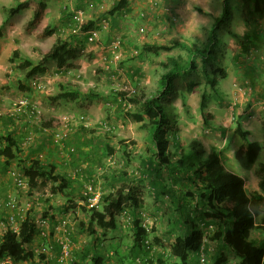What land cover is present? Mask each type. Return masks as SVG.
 Wrapping results in <instances>:
<instances>
[{"label":"rangeland","instance_id":"obj_1","mask_svg":"<svg viewBox=\"0 0 264 264\" xmlns=\"http://www.w3.org/2000/svg\"><path fill=\"white\" fill-rule=\"evenodd\" d=\"M45 1L48 4L45 18L34 32L25 33L24 25L32 17V9L10 15L9 6L15 5L18 0H0V123H4L1 116H7V111L16 99L28 97L41 111V115L40 119L26 114L19 120L16 119L20 123L15 131H18L17 134L22 137L29 133L34 135L32 144L23 148L19 157H24L41 138V130L37 131L36 127H41L42 118H53L51 127L54 130L68 131L71 135L70 142H61L59 148L51 139L39 151L42 157L54 161L61 173L70 174L75 181L77 171L83 169V173L87 174L92 182L87 185L88 191L91 187L89 197L92 200L88 201L92 203L96 197L116 189L124 181L130 185L141 200L142 208L138 211L144 216L142 223L150 228V248L146 246L147 251L142 250L140 253L133 249V215L129 209L127 213L122 212L119 215L118 229L104 234L102 229L98 228L96 234H91L87 224L81 226L82 221H89L85 210L73 208L64 212V206H68L66 195L57 193L49 202L45 200L44 196L50 191L53 181L46 188L35 189L32 195L31 192H25V189L16 186L10 171L15 169L23 173L17 163L18 159L5 171L0 169V199L4 200L8 195L16 197L19 206L25 212L32 211L35 218L45 214L49 203L55 206L54 215L49 213L47 216L51 219L53 215L56 224L55 239L49 245V254H52L50 264L57 263L54 261L57 254L54 242L58 239H63L69 244V264H93L94 245H101L104 264H158L160 254L165 251L166 255L168 252L164 243L171 244L176 236L184 231V227L178 223L179 213L170 204L169 199L163 195L156 197L150 182L138 179L144 161L155 158V154L149 149L148 130L143 127L142 122L135 121L128 115L136 112L140 104L126 103L119 106L120 99H125L119 92H125L127 95L136 93L144 98L156 94L167 63L169 65L168 56L185 62L188 53L181 48L159 50L155 53V48H145V45L155 47L168 44L175 37L205 45L214 18L222 11V1L128 0L127 6L114 14L119 21V27L115 30L110 28L113 16L109 11L118 0H94V6H89V0ZM79 9H85L87 20L100 19L102 22L103 17H107L96 40L88 41L86 34L73 30L74 27L69 25L72 13ZM231 10L230 20L218 31L222 42L215 48L214 58L206 63L196 58L197 69L176 77L173 91L164 98L170 119L176 120L179 127V146H176L173 136L170 135L169 152L174 161L180 157L183 147V150L188 151L190 144L194 142L203 145L204 155L216 150L226 169L245 177V188L252 193L260 191L259 169L264 162V149L251 167L243 166L241 156L245 150V141L235 133V116L243 115L242 124L250 131V140H264V0H231ZM46 26L54 27L55 34L43 39L37 38V31H42ZM231 31L240 35L249 34L254 40L257 39V44H251L249 51H246L239 40L231 35ZM115 35L121 38L122 43L120 48L113 51L106 40ZM59 36L67 39L73 36L82 41L79 57L66 67L59 69L51 65L45 73L37 75L38 81L41 82L40 88L29 86L30 79H26L23 72L16 67L17 64L9 60L13 50L20 49L25 55L39 59L42 54L35 47L48 49ZM217 67L225 69L224 75L219 76L218 96L212 91L203 72L206 69L212 73ZM62 80L70 82L75 89L93 91L96 96L88 95L86 98L67 101L60 96ZM190 81L197 82V86L191 88ZM203 91L209 96L208 124L204 122L199 111ZM81 114L86 116L85 123L91 125L86 131L80 129L81 124L65 127L60 121L64 115L75 117ZM100 122L106 124L100 125ZM216 126H223L224 129H216ZM13 127L12 123H4L3 127L0 124V140L5 132L9 131V128L14 129ZM92 137L97 139L89 141ZM106 144L115 148L113 154H107L106 151L102 153ZM64 146H73L75 151L70 153L68 148L63 150ZM89 151L92 153H85ZM123 171L127 172L132 180H113L114 174ZM170 173V170L163 168V181L174 185L177 192L183 191L187 182L183 180L173 184ZM196 203L197 199L192 200V209L196 207ZM261 209L257 223H260V217L264 215V203ZM63 221H66L65 225ZM6 224L4 219H0V235L6 229ZM51 224L52 222L45 221L43 228L47 230ZM68 225L71 227V236ZM262 234V230L254 229L252 237L260 240ZM207 240L208 256L212 258L219 243ZM225 251L229 264H239V258L232 249ZM18 264H45V261L38 255L33 261Z\"/></svg>","mask_w":264,"mask_h":264},{"label":"trees","instance_id":"obj_2","mask_svg":"<svg viewBox=\"0 0 264 264\" xmlns=\"http://www.w3.org/2000/svg\"><path fill=\"white\" fill-rule=\"evenodd\" d=\"M221 1L222 11L214 18L213 25L209 31L208 41L205 45L202 46L198 42L183 41L177 37L172 38L168 44L155 45V47L153 45H145V48H155V53H158L159 50L169 51L173 48H181L188 53V59L185 62H179L173 56H168L169 65L167 63L166 70L159 81L160 88L156 94L144 98L136 93L127 95L125 92H119V95L125 97L124 100L123 98L120 99L119 106H123L126 103L128 105L131 103L140 104V108L136 112L128 113V115L133 120L142 122L143 127L148 130L149 149L153 150L155 154V158H149L144 161L138 179L142 182L149 181L153 186L152 191L156 197L160 198L163 195L169 199L170 204L179 213L177 217L178 223L184 227V231L177 235L171 244L167 245L164 243V247L168 251L166 253L167 256L165 251L163 254L161 253L158 264H202L200 254L202 247L207 264H229L225 251L226 249L229 250V248L239 258V264H264V215H261V221L257 223V216H260L262 204L264 203V162L261 163L259 169L260 180L258 185L260 191L249 193L245 188V177L235 171L226 169L216 150L204 155L203 145L199 142H194L190 144L188 151L183 150V147L180 157L174 161L171 159L169 152L170 135L173 136L176 146H179V136L177 134L179 127L176 120L170 119L168 105L164 98L173 91L176 77L184 76L197 69L196 58H200L204 63L214 58L215 48L222 42L218 31L223 24L228 23L232 15L231 0ZM127 4L128 0H118L113 4L112 9L109 11V14L113 16L111 17V25L112 21L116 20L114 14L125 8ZM47 6L48 4L45 0H18L15 5L10 7L9 13L14 15L22 10L32 9V17L24 25V32L32 33L45 18ZM199 10L205 12L203 9ZM74 14L75 12L72 13L69 24L74 27L73 30L76 28L73 25L75 21L72 20ZM101 29L103 27L100 19H86L78 31L86 34V38L89 41L93 31L100 32ZM53 34H55V28L46 26L42 31H37L36 37L43 39ZM231 35L239 40L246 51H249L251 44H257V39L254 40L249 34L240 35L231 31ZM117 38L121 42V38L115 35L107 38L106 43L110 44ZM80 43L82 41L73 36L68 39L59 36L48 49L35 47L42 54L39 59H33L25 55L20 49H14L9 60L17 64L16 67L23 72L26 79L32 81L37 75L45 73L51 65H55L60 69L79 57L81 53ZM224 70L222 67H217L212 73H209L206 69L203 71L207 82L211 85L212 91L217 96L219 94L217 88L219 76L224 75ZM62 82L60 86L63 88L60 96L67 101L76 100L80 97L86 98L88 95L96 96L93 91L87 92L75 89L70 82L64 80ZM197 84L195 81H190L191 88H194ZM29 86L32 87V85ZM208 102L209 96L206 91H203L199 111L206 124H208L209 115L207 113ZM242 117L243 115L235 116V133L245 141V150L241 159L243 166L249 168L257 161L262 149H264V140H250V131L243 127ZM1 119H3L5 124L12 123L14 129H17L18 124H20L16 120L19 119L18 116L3 115ZM53 122V118L48 120L45 117L42 118L41 127H36L37 131L41 130V138L35 144V147H31L29 152L21 158L19 153L24 148L22 147V141L25 137L17 134L16 130L5 132L1 137L2 140H0V169L2 168L5 171L12 162L18 159L17 163L27 178L26 188H19L25 189V192H31V195L35 189L46 188L53 181V184L50 185V191L47 192L46 196L43 195L45 200L49 202L57 193L66 195L68 197V206H64V212L73 208L85 210L89 221L88 223L82 221L81 226L84 227L87 224L91 234H96L98 228L102 229L104 234L118 229L120 225L119 215L122 212L127 213L129 209L133 215L131 222L134 234L133 249L140 253V251L146 250V246L150 248V243L145 242L148 239L150 228L142 223L144 216L138 211L142 208L140 205L141 200L130 185L124 181L116 189L101 195L98 203L92 204L88 201L91 194L87 190V185L92 182L89 176L83 173V169L77 171V180L79 181H75L70 174L61 173L54 161L45 160L41 156L39 151L43 149L45 143L52 139V134L43 131V129H54L51 127ZM89 128L83 124L80 126L82 131H86ZM215 128L224 129L223 126H216ZM70 136L68 132L61 142L63 144L70 142ZM96 139L92 137L89 141ZM52 142L55 146H61L60 142L56 143L53 140ZM67 148L69 147L64 146L62 149L65 150ZM74 151H70V153ZM105 151L107 154H113L115 148L110 144H106L103 146L102 153ZM85 153L89 154L92 151ZM164 167L171 171L170 176L172 175L173 184L183 180L187 182L183 191L177 192L173 187L174 185H168L163 181L161 173ZM128 175L127 172L123 171L114 174L113 180L120 182L128 178L132 180ZM5 198L4 200L0 199V219H4L7 223L6 229L0 235V261L9 257L15 263L30 262L39 255L40 259L45 261V264H50L49 259L51 258L49 257H52V255L51 253L49 254V245L55 239L56 229L53 219L55 206L49 203L45 214L35 218L32 211L25 212L19 206L16 197H14L16 200L14 208L16 218L12 222L10 215L12 208L8 203L9 199L13 197L8 195ZM196 199V207L192 209V200ZM49 213L53 214L51 215L52 220L47 218ZM45 221L52 222L47 230L43 228ZM68 227L71 236V227L69 225ZM254 229L262 230L263 234L260 240L252 237ZM207 239L219 243L218 250L212 258L208 256ZM55 244L58 246V249L55 247L57 252L55 260L62 264L58 260L62 248L61 244L59 241L54 242ZM102 253L101 245L93 246V264H104V255ZM148 264L151 263L149 262Z\"/></svg>","mask_w":264,"mask_h":264},{"label":"built area","instance_id":"obj_3","mask_svg":"<svg viewBox=\"0 0 264 264\" xmlns=\"http://www.w3.org/2000/svg\"><path fill=\"white\" fill-rule=\"evenodd\" d=\"M94 0H89L88 1V4L89 6H93L94 4ZM72 20H74V26L76 27L75 29L78 30L80 29L82 23H84L86 21V18H85V11L82 10V9H79L77 11H75V14L74 16L72 17ZM106 20L103 19L102 21V24L103 22H105ZM103 26V25H102ZM98 31H93L92 33V36L89 37V40L90 41H93L97 36H98ZM113 51H116L117 48H120L121 47V42H120V39L117 38L115 39L113 42H111V44L109 45ZM117 57V55H116ZM40 84L41 82L38 81V77H35L31 82H30V85H32L33 88L37 89V88H40ZM24 114H26L27 116H30V117H34L36 119H40V115H41V111L38 109V107L31 103L30 99L28 97H20L18 99H16L13 103V105L10 107V109L7 111V115H12V116H18V118H21V116H23ZM19 120V119H18ZM60 121L63 123V126L67 127V126H72L73 124H83L84 126H88L90 127L91 125L89 124H86L85 121H86V116L84 114H81V115H76L75 117L73 115H64L60 118ZM103 123L106 124L105 122H100V125ZM43 131L47 132V133H51L52 134V140L56 143H61V140L62 138H64L68 131H59V130H54V129H50V128H44ZM33 133H29L25 139L22 141V147H27L29 146V144L31 143V141L33 140ZM69 151H74V147L71 146L68 148ZM42 156V155H41ZM11 177L14 181V183L18 186V187H22V188H26V183H27V178L26 176L19 172L18 170H15V169H12L11 172ZM91 190V187H89V192ZM88 200H92L90 197ZM98 200L99 198H95L93 200V203L92 204H96L98 203ZM8 205L12 208V213L10 214L11 215V220L12 222L15 221V206H16V200L15 198H11L9 199V203ZM41 224V222H40ZM66 224V221H63V225ZM144 225H146L144 223ZM45 231V230H44ZM59 243L61 244V253L59 255V262L62 263V264H69L68 263V256H69V253H70V248H69V244L67 241L61 239L59 240ZM146 243H148V239L145 240ZM200 254H201V263L202 264H207V262L205 261L206 257H205V254L203 253V247L200 251ZM0 264H13L11 258L7 257L5 260H2L0 261Z\"/></svg>","mask_w":264,"mask_h":264},{"label":"crops","instance_id":"obj_4","mask_svg":"<svg viewBox=\"0 0 264 264\" xmlns=\"http://www.w3.org/2000/svg\"><path fill=\"white\" fill-rule=\"evenodd\" d=\"M11 6H13V5H11ZM11 6H9V7H11ZM48 12V11H47ZM32 14H33V10H32ZM119 27V21L116 19V20H113L112 21V25L110 26V28L112 29V30H115V29H117ZM1 124V126L3 127L4 126V123H0ZM6 125H8V124H6ZM4 129H6V128H4ZM14 130H16V128L15 129H12V128H9V131H14ZM17 133H18V131H17ZM55 247L58 249V246L55 244ZM52 255V254H51ZM50 258L52 259V257L50 256ZM55 262H57L56 260H54ZM54 263V262H53ZM16 264H18V263H16ZM56 264H58V262L56 263Z\"/></svg>","mask_w":264,"mask_h":264},{"label":"clouds","instance_id":"obj_5","mask_svg":"<svg viewBox=\"0 0 264 264\" xmlns=\"http://www.w3.org/2000/svg\"><path fill=\"white\" fill-rule=\"evenodd\" d=\"M93 6H94V5H93ZM103 19H106V18H103ZM103 19H102V21H103ZM107 20H108V19H107ZM101 24H102V22H101ZM110 44H111V43H110ZM110 44H109V45H110ZM7 116H8V115H7ZM13 262H14V261H13ZM14 263H15V262H14Z\"/></svg>","mask_w":264,"mask_h":264}]
</instances>
